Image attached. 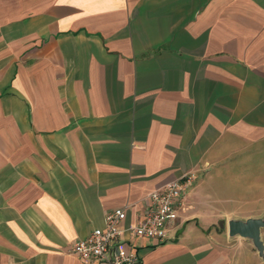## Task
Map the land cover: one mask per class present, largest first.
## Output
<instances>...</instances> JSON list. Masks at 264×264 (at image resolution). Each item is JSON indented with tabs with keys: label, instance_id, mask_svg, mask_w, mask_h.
Listing matches in <instances>:
<instances>
[{
	"label": "crops",
	"instance_id": "crops-1",
	"mask_svg": "<svg viewBox=\"0 0 264 264\" xmlns=\"http://www.w3.org/2000/svg\"><path fill=\"white\" fill-rule=\"evenodd\" d=\"M263 140L264 0H0V264H104L72 246L184 174L137 264H264L219 177Z\"/></svg>",
	"mask_w": 264,
	"mask_h": 264
},
{
	"label": "built area",
	"instance_id": "built-area-1",
	"mask_svg": "<svg viewBox=\"0 0 264 264\" xmlns=\"http://www.w3.org/2000/svg\"><path fill=\"white\" fill-rule=\"evenodd\" d=\"M193 174H184L165 186L153 190L145 209L135 224H127L126 208H115L106 213L104 226L95 228L89 236L77 240L71 248L86 263L95 260L104 264H137L135 251L141 238L163 241L166 238L167 222L174 214L182 193L193 181ZM126 236L134 239L132 249L124 243Z\"/></svg>",
	"mask_w": 264,
	"mask_h": 264
},
{
	"label": "rangeland",
	"instance_id": "rangeland-1",
	"mask_svg": "<svg viewBox=\"0 0 264 264\" xmlns=\"http://www.w3.org/2000/svg\"><path fill=\"white\" fill-rule=\"evenodd\" d=\"M228 164L222 165L220 187L228 190L239 208L252 212L237 215L264 216V140L243 152H235ZM218 174V173H217ZM245 200L247 201L245 203Z\"/></svg>",
	"mask_w": 264,
	"mask_h": 264
},
{
	"label": "water",
	"instance_id": "water-1",
	"mask_svg": "<svg viewBox=\"0 0 264 264\" xmlns=\"http://www.w3.org/2000/svg\"><path fill=\"white\" fill-rule=\"evenodd\" d=\"M264 227L263 217H249L243 219L229 220V234L231 236L240 235L252 239L254 245L261 255L264 254V242L261 238V229Z\"/></svg>",
	"mask_w": 264,
	"mask_h": 264
}]
</instances>
